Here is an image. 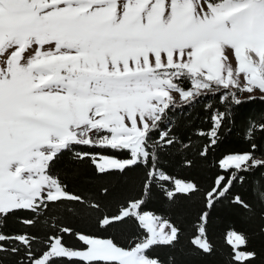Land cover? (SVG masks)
<instances>
[{
	"label": "snow or ice",
	"instance_id": "snow-or-ice-1",
	"mask_svg": "<svg viewBox=\"0 0 264 264\" xmlns=\"http://www.w3.org/2000/svg\"><path fill=\"white\" fill-rule=\"evenodd\" d=\"M225 49L234 53L235 72ZM28 50L33 54L25 59ZM6 54L0 66V225L21 211L39 215L50 203L84 202L51 171L58 155L74 145L127 150L126 160L97 159L87 152L75 155L91 157L100 173H123L144 165L145 196L154 182L172 181L156 166L161 145L151 136L172 102L171 91L188 100L202 89L233 86L238 93L259 92L264 100V0H0V57ZM240 74L246 81L243 86ZM184 81L191 84L188 90ZM229 96L233 103H241L233 92L222 99ZM224 115H214L212 129L200 133L208 135L212 145ZM257 127L264 131V124L252 123L250 139ZM166 137L167 132L160 134L164 144L174 143ZM256 149L253 143L249 152L228 155L221 167L247 172L264 166V158L254 155ZM201 154L206 155L207 148ZM236 178L235 171L227 178L217 177L206 195L207 206L224 197ZM174 185L172 190L165 187L169 199L197 191L193 183L176 180ZM234 202L251 211L239 196ZM143 203L129 200L99 221L110 228L137 220L146 235L128 247L110 238L79 234L85 247L73 249L57 235L48 237V250L36 256L32 247L36 237L0 232V252L17 253V245H22L27 264H56V258L78 264H160L148 251L174 246L180 229L142 212ZM207 216L201 215L192 243L209 253ZM22 223L31 226L35 221ZM226 240L234 248V264H252L255 253L241 248L246 245L243 234L231 231Z\"/></svg>",
	"mask_w": 264,
	"mask_h": 264
},
{
	"label": "trees",
	"instance_id": "trees-1",
	"mask_svg": "<svg viewBox=\"0 0 264 264\" xmlns=\"http://www.w3.org/2000/svg\"><path fill=\"white\" fill-rule=\"evenodd\" d=\"M190 82L184 81L183 88L188 90ZM227 89L208 90L180 104H169L159 127L152 131L153 143L157 148L156 166L170 176L196 185L195 193H177L169 199L165 187L173 189L171 181L154 182L148 194L144 195V183L148 168L133 165L123 173L110 170L100 173L91 157L78 159L77 152L104 155L120 160L130 158L127 150L118 151L99 146L74 145L71 151L65 150L53 161L51 169L66 190L83 198V203L62 200L50 203L39 215L21 211L10 216L0 225V232L9 235L28 233L37 240L33 243V252L40 256L47 251L45 243L50 236H61L62 243L69 248L81 249L85 246L78 239L79 234L92 237L110 238L122 247H128L146 235V231L137 220L129 219L115 227H101L99 221L106 214H115L129 200L143 199L142 212H150L167 219L180 229L179 241L174 246L159 245L148 251L150 257L163 264H234V248L227 240V233L235 231L243 234L246 245L241 246L248 252H254L252 264H264V166L255 167L247 172L225 170L221 167L224 157L251 151L255 143L256 157H264V131L259 127L252 138L248 130L252 123L264 124V100L260 96L249 100L240 98L235 104L231 97L222 99ZM224 113L218 139L215 145L210 143L208 133L213 127V116ZM174 141L166 145L160 134ZM207 148V154L201 153ZM235 171L236 179L224 197L207 206L206 195L216 186L219 176ZM164 185V187L161 186ZM108 189V193H104ZM239 196L251 206V211L235 203ZM91 204H99L97 210ZM207 212L206 234L212 245V251L206 253L196 247L193 237L197 235L200 217ZM23 219H33L31 226L22 223ZM70 229V232H64ZM20 251L0 252V264H27L26 252L22 245ZM56 264H78L66 258H56Z\"/></svg>",
	"mask_w": 264,
	"mask_h": 264
},
{
	"label": "rangeland",
	"instance_id": "rangeland-1",
	"mask_svg": "<svg viewBox=\"0 0 264 264\" xmlns=\"http://www.w3.org/2000/svg\"><path fill=\"white\" fill-rule=\"evenodd\" d=\"M11 51V50H10ZM33 53H32V50H28L25 54H24V57H25V59H27L30 55H32ZM225 55L226 56H228V61H227V63L228 64H230L232 67H233V69H234V72H235V70L237 69V67H238V64H237V61L235 60V58H234V53H233V51L232 50H230V49H225ZM7 58V54L4 56V57H0V66H3V64H4V60ZM239 81H240V85L241 86H243L244 84H245V78H244V75L243 74H240L239 75ZM215 87V86H214ZM219 89H224L222 86H220L219 87ZM228 91H230V92H233V93H237L238 94V96H239V98H245V97H249L250 95L251 96H260V93L259 92H254V93H251V94H249V93H247V92H243V93H238L237 92V88L236 87H233V86H230L229 87V89H227ZM205 91H208V90H201V92H205ZM170 96L172 97V102L170 103V104H172V105H174V104H180V103H182V102H185V101H187V100H185L183 97H182V95H181V93L180 92H178V91H171L170 92ZM191 98H193V97H190L189 99H191ZM188 99V100H189ZM90 135H94V133H90ZM96 157H97V159H99V157H108V156H104V155H95ZM227 157V156H226ZM108 158H114V157H108ZM225 158V157H224ZM223 158V159H224ZM257 158H261V157H257ZM264 158V157H263ZM115 159H117V158H115ZM222 159V160H223ZM177 179H172V185H173V188L175 187V185H174V181H176ZM179 181H181V180H179ZM181 182H185V181H181ZM185 183H190V182H185ZM144 213H148V214H152V213H150V212H144ZM154 215V214H153ZM155 216H157V215H155ZM158 217H160V216H158ZM162 218V217H161ZM231 232V231H230ZM230 232H228L227 233V235L230 233ZM86 236V235H85ZM89 237H92V236H89ZM144 237V236H143ZM142 237V238H143ZM141 238V239H142ZM160 264H163V263H161L160 262Z\"/></svg>",
	"mask_w": 264,
	"mask_h": 264
}]
</instances>
